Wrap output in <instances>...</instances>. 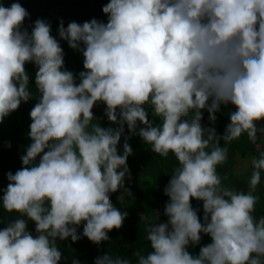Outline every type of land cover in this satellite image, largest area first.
<instances>
[{
    "label": "clouds",
    "instance_id": "9594fccd",
    "mask_svg": "<svg viewBox=\"0 0 264 264\" xmlns=\"http://www.w3.org/2000/svg\"><path fill=\"white\" fill-rule=\"evenodd\" d=\"M102 11L107 23L59 25L60 39L84 58L77 83L51 25L37 19L29 33L26 9L0 4V123L32 98L27 63L37 67L39 93L24 167L7 174L2 196L7 212L27 220L0 229V264H59L57 239L76 242L82 222L83 236L96 244L122 227L127 212L113 206L110 193L130 177V137L118 153L125 125L179 164L165 188L168 220L148 226L151 251L134 253L137 264H264V217L253 216L264 152L252 159L247 192L223 186L217 173L228 155L221 140L246 132L255 142L264 133L256 127L264 120V0H109ZM97 102L117 128L93 123ZM229 103L236 110L223 136L202 126L203 110L214 122ZM146 105L159 124L149 121ZM192 199L203 202V223ZM201 233L211 243L194 256L187 248ZM94 264L131 262L106 253Z\"/></svg>",
    "mask_w": 264,
    "mask_h": 264
},
{
    "label": "trees",
    "instance_id": "16d2710c",
    "mask_svg": "<svg viewBox=\"0 0 264 264\" xmlns=\"http://www.w3.org/2000/svg\"><path fill=\"white\" fill-rule=\"evenodd\" d=\"M14 2L20 3L29 13V17L23 23V28H26L29 33L37 19L51 25V35L59 41L64 50V67L74 73L79 83L78 75L84 71L82 52L71 49L66 41L60 39L59 25L62 21L66 28L70 22L83 24L93 18L107 23L108 17L103 13L102 8L109 0H0V4L5 7H9ZM25 68L29 75V90L33 93L32 98L27 103L22 101L19 108L0 123V229L16 219L27 220V217L19 212H7L2 205V196L9 183L7 174L9 172L15 174L17 170L24 167L21 156L26 154V149L32 142L29 137L32 122L30 111L39 99V93L35 87L37 67L33 63H27ZM145 107L149 121L159 124L160 120L153 116L151 107L147 105ZM235 110L230 103L221 105L214 122L209 120L207 110H203L201 124L204 128H215L217 135L223 136L226 126L230 123L229 114ZM92 111L95 117L93 123H99L104 128L118 127L107 119L106 105L103 102H97ZM137 123L138 132L139 127L143 125L140 122ZM256 127L264 128V120L256 122ZM125 137H130L127 142L133 149L132 155L127 160L130 177L126 174L124 186L116 193H110L113 206L122 213L127 212L122 227L108 232L109 240L96 244L83 236L84 222H82L77 227L80 239L76 242H73L71 237L65 240L57 239V247L61 252L59 264H73L74 260L79 261V264H94L97 257L106 253L113 259L119 257L128 259L131 264H137L138 258L134 253L147 254L151 251L146 239L148 226L153 223L167 222L168 217L164 212L170 198L165 194V188L171 179L172 172L179 167L178 161L172 153H169L168 157L154 153L151 145L138 134L129 132L127 125L118 145L119 154L123 153ZM257 137V140L252 142L245 132L231 142L220 141L221 146L228 150L226 161L217 166V173L222 179L223 186L238 191H249L248 185L253 171L252 159L264 152V133L258 131ZM38 160L39 157H37ZM240 160L248 161L247 170L239 168ZM253 194L259 197L253 212L254 218L259 220L264 217V171L261 172L260 183ZM191 204L194 209H198V216L203 223V202L192 199ZM35 229V223L28 220L26 230L35 236ZM201 237L198 244L188 246L187 250L190 254L198 255L202 246L211 243L210 236L201 233Z\"/></svg>",
    "mask_w": 264,
    "mask_h": 264
},
{
    "label": "rangeland",
    "instance_id": "374dc122",
    "mask_svg": "<svg viewBox=\"0 0 264 264\" xmlns=\"http://www.w3.org/2000/svg\"><path fill=\"white\" fill-rule=\"evenodd\" d=\"M248 166H249V163H248V161L247 160H240V162H239V168L240 169H248Z\"/></svg>",
    "mask_w": 264,
    "mask_h": 264
}]
</instances>
